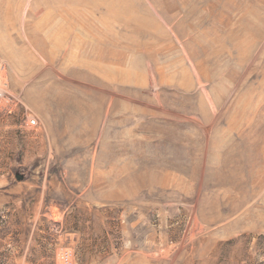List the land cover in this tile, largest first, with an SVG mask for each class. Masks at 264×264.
I'll list each match as a JSON object with an SVG mask.
<instances>
[{
    "label": "rangeland",
    "instance_id": "374dc122",
    "mask_svg": "<svg viewBox=\"0 0 264 264\" xmlns=\"http://www.w3.org/2000/svg\"><path fill=\"white\" fill-rule=\"evenodd\" d=\"M0 88V264H264V0H0Z\"/></svg>",
    "mask_w": 264,
    "mask_h": 264
},
{
    "label": "built area",
    "instance_id": "2783aa9c",
    "mask_svg": "<svg viewBox=\"0 0 264 264\" xmlns=\"http://www.w3.org/2000/svg\"><path fill=\"white\" fill-rule=\"evenodd\" d=\"M5 98V90L3 88H0V106L3 104ZM36 121L34 120L33 123H35Z\"/></svg>",
    "mask_w": 264,
    "mask_h": 264
},
{
    "label": "water",
    "instance_id": "95a60500",
    "mask_svg": "<svg viewBox=\"0 0 264 264\" xmlns=\"http://www.w3.org/2000/svg\"><path fill=\"white\" fill-rule=\"evenodd\" d=\"M22 179V178H21Z\"/></svg>",
    "mask_w": 264,
    "mask_h": 264
}]
</instances>
